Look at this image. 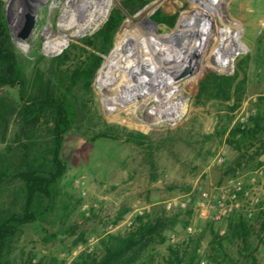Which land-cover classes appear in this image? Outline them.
Masks as SVG:
<instances>
[{"label":"rangeland","instance_id":"obj_1","mask_svg":"<svg viewBox=\"0 0 264 264\" xmlns=\"http://www.w3.org/2000/svg\"><path fill=\"white\" fill-rule=\"evenodd\" d=\"M10 1L4 0V7L10 21V35L17 49L25 56L38 51L46 58L59 55L70 43L92 34L113 8H121V0H112L107 16L99 18L94 15L89 29L79 32L77 27L69 30L60 28L59 20L69 0H13L15 8L24 9L33 17L32 29L22 39L19 32L23 20L15 21L10 16ZM156 1L159 0L148 5ZM157 9L178 13L176 24L184 26L185 37L174 32L176 24L172 28L157 25L158 32L180 36L191 60V65L185 62V74L182 75L186 79L184 86L169 91L170 95H174L182 90L181 96L176 95L173 105L171 100L165 105L172 114L156 119L148 117L145 109H140L130 115L132 120H127L122 112L121 116L114 117L115 113L109 112L102 89L95 83L94 77L90 93L78 94L86 103L84 118L64 139L62 157L66 172L60 181L55 213L42 223L29 224L20 229L13 242L11 258L14 262L71 264L83 251L100 257L103 254L100 239L108 233H125L132 227L136 216H154L162 210L167 216H173L175 213L164 209L167 199L187 194L194 188L196 191L199 186L208 188L210 184L236 172L248 174L260 164L261 153L255 154L258 145L249 148L246 155L240 157V152L228 145L227 136L228 130L241 123L242 118L247 122L258 111L264 112V0H162ZM137 13L126 15L123 23ZM220 29L227 30L229 41L245 50H225L221 46ZM46 31H49L48 36ZM211 36L217 48L214 55L205 58V65L200 71L197 57ZM57 37L67 38L66 47L58 54L45 55V52L49 54L45 50L48 40ZM219 50L236 54L230 65L223 66ZM241 60H245L241 66L245 83L241 102L235 110H230L232 102L196 99L198 82L205 73L215 71L232 75ZM175 77L178 78L177 75ZM3 92L0 90V94ZM174 107H180L181 111H173ZM15 124L13 118L6 141H0V150L8 143ZM105 125L118 126V132H114L113 138L94 139ZM223 128H227L225 133L221 132ZM129 133H142L147 139L141 145L129 143ZM220 151L225 153V165L209 168L211 160ZM237 161L240 166L235 168ZM16 187V184L9 185L4 195H11ZM122 208H127L128 212L122 220L113 224ZM256 215L249 220L253 231L248 239V249L238 242H223L224 251L217 255L210 250V231L203 230L206 224L192 223V232L189 233L183 227V216L179 215L165 233L166 243L150 251L152 264H164L168 244L191 237L193 241L188 242L186 248L189 254L195 239L200 236L195 260L198 264H214L208 262V256L213 255L221 264H250V254L256 258L257 264H264V232L259 228L261 220ZM224 224L221 222L214 226L220 235L224 233ZM82 232L85 233L86 244L73 247L72 242Z\"/></svg>","mask_w":264,"mask_h":264},{"label":"trees","instance_id":"obj_2","mask_svg":"<svg viewBox=\"0 0 264 264\" xmlns=\"http://www.w3.org/2000/svg\"><path fill=\"white\" fill-rule=\"evenodd\" d=\"M154 0H121V8H113L103 24L92 34L70 43L59 55L46 58L36 51L23 55L10 35L4 0H0V141L5 142L12 119L16 121L6 146L0 150V264H32L30 261L16 263L12 260L13 242L20 229L26 225L42 223L55 213L60 195V181L66 172L62 157L64 139L76 123L84 118L86 103L78 94L91 91L93 79L105 57L111 51L116 33L126 15H134ZM178 13H166L157 9L150 16L156 25L172 28ZM178 23V22H177ZM184 26L176 24L174 32L185 37ZM221 46L231 52L245 50L229 41V33L220 29ZM214 39L199 53V70L205 58L215 54ZM223 66L230 65L236 54L220 51ZM44 63V66H42ZM245 60L239 61L232 75L209 71L198 82L196 99L203 101L232 102L235 110L241 102ZM118 126L105 125L94 139L113 138ZM227 128L222 129L225 133ZM146 135L129 133L128 142L141 145ZM227 143L244 157L249 148L258 145L255 154L264 152V112L258 111L245 124L236 123L228 130ZM235 168L240 166L237 161ZM231 169V171H234ZM16 184L11 195H4L7 187ZM128 212H117L113 224H117ZM183 216L187 227L191 210L167 216L162 210L154 216L145 214L134 218L133 225L125 233H108L100 239L103 254L83 251L71 264H152L150 251L167 241L166 231ZM261 220L259 228L264 232V209L256 215ZM223 235L215 230L214 223H207L204 231H210V250L214 254L224 251L223 242L242 244L248 249V239L253 231L250 221L242 215L226 219ZM201 236L194 241L188 254L186 248L192 238L176 244H168L164 264H198L197 250ZM86 244L85 233L72 242L73 247ZM215 255V256H216ZM250 264H257L250 254ZM208 262L221 264L213 256Z\"/></svg>","mask_w":264,"mask_h":264},{"label":"bare ground","instance_id":"obj_3","mask_svg":"<svg viewBox=\"0 0 264 264\" xmlns=\"http://www.w3.org/2000/svg\"><path fill=\"white\" fill-rule=\"evenodd\" d=\"M161 1L153 2L124 21L114 46L96 73L95 83L102 89L104 103L109 112L115 113L114 117L121 116L122 112L127 120H132V113L145 109L148 117L162 119L172 114L165 105L170 100L173 105L176 95L181 96L182 90L174 95L169 91L184 86L185 62L191 65V60L180 36L159 33L157 25L150 20L151 13ZM111 5L112 0H69L59 20L60 28L69 30L77 27L79 32H83L89 29L94 15L99 18L107 16ZM9 10L15 21L23 20V26L26 11L15 8L13 0L9 3ZM48 32H45L46 36ZM67 43L66 37H57L48 40L45 50L55 55ZM175 109L181 111L180 107H174L173 111Z\"/></svg>","mask_w":264,"mask_h":264},{"label":"built area","instance_id":"obj_4","mask_svg":"<svg viewBox=\"0 0 264 264\" xmlns=\"http://www.w3.org/2000/svg\"><path fill=\"white\" fill-rule=\"evenodd\" d=\"M241 123L245 124L243 118ZM260 164L248 174L230 175L224 177L208 188L199 186L187 194L167 199L164 209L168 213L191 210L186 230L192 232V223L205 225L221 223L229 217L242 215L251 220L264 209V152L259 156ZM226 163L225 153L218 152L209 164V168H220Z\"/></svg>","mask_w":264,"mask_h":264},{"label":"water","instance_id":"obj_5","mask_svg":"<svg viewBox=\"0 0 264 264\" xmlns=\"http://www.w3.org/2000/svg\"><path fill=\"white\" fill-rule=\"evenodd\" d=\"M25 18H26L25 24L22 26L21 31L19 32V37L22 38V39H24V38H26L28 36V34L31 31L32 26H33V17L28 15V14H26ZM7 21H8V24H9L10 21H9L8 16H7ZM45 55L52 56L50 54H47L46 52H45Z\"/></svg>","mask_w":264,"mask_h":264}]
</instances>
